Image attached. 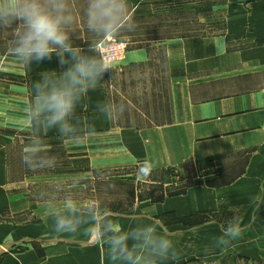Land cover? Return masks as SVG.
<instances>
[{
  "label": "crops",
  "instance_id": "obj_1",
  "mask_svg": "<svg viewBox=\"0 0 264 264\" xmlns=\"http://www.w3.org/2000/svg\"><path fill=\"white\" fill-rule=\"evenodd\" d=\"M71 5L73 39L85 49L91 42L95 47L100 39L87 33L86 0H71ZM197 8L215 14L202 22H221L219 33L153 37L148 22L134 21ZM127 14L132 29L142 32L131 40L122 64H143L151 57L149 46L163 48L170 112L159 124L117 121L113 66L77 102L68 117L70 131L50 128L43 119H33L34 82L44 72L59 76L66 66L55 55L25 66L8 48L0 50V264H110L106 241L97 235L100 225L85 234L92 228V210H55L48 203L50 209H39L28 190L36 180L11 177L9 148L16 139L26 141L29 149L60 143L73 166L90 171L164 170L187 160L203 166L205 183L103 215L124 233L141 219L138 210L159 216L179 252L178 261L160 264H264V206L257 212L249 201L264 183V0H127ZM234 211L247 226L245 232L231 246L215 247L221 225ZM101 213L95 209L94 215ZM5 214L31 218L1 220ZM56 214L74 215L78 232L55 233Z\"/></svg>",
  "mask_w": 264,
  "mask_h": 264
},
{
  "label": "clouds",
  "instance_id": "obj_2",
  "mask_svg": "<svg viewBox=\"0 0 264 264\" xmlns=\"http://www.w3.org/2000/svg\"><path fill=\"white\" fill-rule=\"evenodd\" d=\"M86 29L97 39L118 36L134 27L127 14V0H86L84 9ZM76 17L71 0H0V32L8 33L7 47L25 66L42 63L54 55L65 70L59 73L44 72L34 82L33 119H43L48 127L67 128L68 117L77 102L90 89L95 88L111 65L99 55L91 42L87 49L73 39ZM125 110V109H124ZM250 206L257 212L264 206V183L249 197ZM71 211V204L66 202ZM104 211H111L104 209ZM92 228L86 235L97 233L106 241L110 264H160L161 261H178L176 238L164 221L150 210H138L141 219L126 233L117 231L109 217L94 215ZM234 215L222 224L213 245L227 248L239 240L247 226L240 216ZM80 223L74 215L56 214L54 232L75 234Z\"/></svg>",
  "mask_w": 264,
  "mask_h": 264
},
{
  "label": "rangeland",
  "instance_id": "obj_3",
  "mask_svg": "<svg viewBox=\"0 0 264 264\" xmlns=\"http://www.w3.org/2000/svg\"><path fill=\"white\" fill-rule=\"evenodd\" d=\"M212 10V9H211ZM193 11L171 12L159 17L135 19L138 24L148 22V32L154 37L159 34L166 38L193 34L219 33L221 22L209 25L202 18L215 14ZM85 32H87L85 30ZM142 31L130 29L118 36H106L99 41L112 38L125 43L127 49ZM89 33V32H87ZM131 35V36H130ZM156 36V35H155ZM8 33L0 32V50L7 49ZM98 41V42H99ZM97 42V43H98ZM96 43V44H97ZM151 57L143 64L113 65L117 68L112 80L113 113L119 123H132L136 126L159 124L169 119L168 73L162 47L149 46ZM120 49L118 48L117 51ZM113 51L119 56L120 52ZM127 53V51H126ZM111 66V67H113ZM125 109V110H124ZM22 139L26 137L21 135ZM26 142V141H25ZM23 140L16 139L9 148L11 177L15 180L24 177L36 180L28 188L29 196L38 203L39 209H62L66 202L74 208L85 210L104 209L126 211L141 201H160L169 193L186 190L189 185L201 183L205 169L193 161L164 170L142 172L140 170H87L85 166H73L70 155L60 143L47 149H29ZM217 169L214 168L215 171ZM201 177V180H200ZM52 203V204H50ZM46 210H44L45 212ZM31 215H3L2 219H30Z\"/></svg>",
  "mask_w": 264,
  "mask_h": 264
},
{
  "label": "built area",
  "instance_id": "obj_4",
  "mask_svg": "<svg viewBox=\"0 0 264 264\" xmlns=\"http://www.w3.org/2000/svg\"><path fill=\"white\" fill-rule=\"evenodd\" d=\"M118 48L120 49V55H113V51H117ZM96 49L99 55L105 60V62L111 66L123 61L126 57L127 51L125 43L112 38H106L99 41L96 44Z\"/></svg>",
  "mask_w": 264,
  "mask_h": 264
},
{
  "label": "trees",
  "instance_id": "obj_5",
  "mask_svg": "<svg viewBox=\"0 0 264 264\" xmlns=\"http://www.w3.org/2000/svg\"><path fill=\"white\" fill-rule=\"evenodd\" d=\"M205 182H207V180H206ZM189 186H190V185H189ZM183 192H185V189L182 190V191H179V192L169 193V194H167V195H174V194H179V193H183Z\"/></svg>",
  "mask_w": 264,
  "mask_h": 264
},
{
  "label": "bare ground",
  "instance_id": "obj_6",
  "mask_svg": "<svg viewBox=\"0 0 264 264\" xmlns=\"http://www.w3.org/2000/svg\"><path fill=\"white\" fill-rule=\"evenodd\" d=\"M95 47H96V45H95ZM97 50V49H96ZM120 52V51H119Z\"/></svg>",
  "mask_w": 264,
  "mask_h": 264
}]
</instances>
